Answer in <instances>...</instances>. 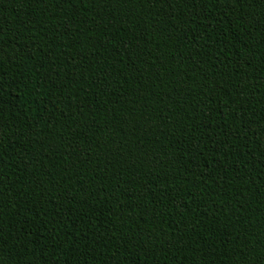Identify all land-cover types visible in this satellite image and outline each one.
Instances as JSON below:
<instances>
[{"label":"trees","instance_id":"trees-1","mask_svg":"<svg viewBox=\"0 0 264 264\" xmlns=\"http://www.w3.org/2000/svg\"><path fill=\"white\" fill-rule=\"evenodd\" d=\"M0 264H264V0H0Z\"/></svg>","mask_w":264,"mask_h":264}]
</instances>
